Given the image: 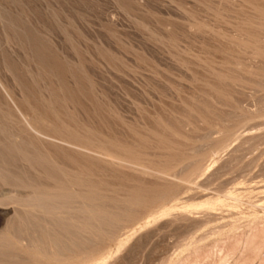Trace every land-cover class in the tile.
Listing matches in <instances>:
<instances>
[{
	"label": "rangeland",
	"instance_id": "rangeland-1",
	"mask_svg": "<svg viewBox=\"0 0 264 264\" xmlns=\"http://www.w3.org/2000/svg\"><path fill=\"white\" fill-rule=\"evenodd\" d=\"M0 153V264H264V0H0Z\"/></svg>",
	"mask_w": 264,
	"mask_h": 264
},
{
	"label": "bare ground",
	"instance_id": "bare-ground-1",
	"mask_svg": "<svg viewBox=\"0 0 264 264\" xmlns=\"http://www.w3.org/2000/svg\"><path fill=\"white\" fill-rule=\"evenodd\" d=\"M50 30V29H49ZM54 58V57H53ZM8 150V149H7ZM7 152V151H6ZM1 154V153H0ZM12 154V153H11ZM12 158V157H11ZM14 160V159H13ZM211 163V162H210ZM166 211H167V209H166ZM164 212H165V209H164ZM30 222V221H29ZM25 223V222H24ZM28 224V223H27ZM18 225V224H17ZM21 225V224H20ZM26 226V225H25ZM25 226H23V227H25ZM35 226V225H34ZM37 226V225H36ZM19 227H22V226H19ZM27 227V226H26ZM59 227V226H58ZM35 228H37V227H35ZM62 228V227H61ZM12 229H15V228H12ZM61 230V229H60ZM18 231V230H17ZM42 231V230H41ZM65 231V230H64ZM68 232V231H67ZM19 234V233H18ZM43 234V233H42ZM77 234V233H76ZM16 236V235H15ZM74 240V239H73ZM74 242V241H73ZM72 243V242H71ZM83 243V242H82ZM67 244H70L69 243V241H68V243ZM77 244V243H76ZM72 245V244H71ZM80 246V245H79ZM81 247V246H80ZM68 248V247H67ZM59 249V248H58ZM56 251H58V250H56ZM54 252V251H53ZM56 254H57V252H55ZM45 254V253H44ZM51 254V253H50ZM47 255H49L48 253H47ZM55 255V254H54ZM42 258V257H41ZM38 259V258H37ZM60 259V258H59ZM63 264V263H62ZM65 264V263H64Z\"/></svg>",
	"mask_w": 264,
	"mask_h": 264
}]
</instances>
